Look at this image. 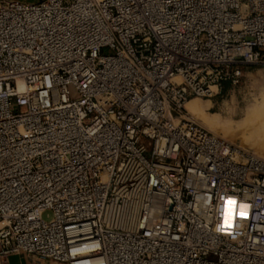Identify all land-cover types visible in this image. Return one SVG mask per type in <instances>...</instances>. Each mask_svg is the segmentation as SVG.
Listing matches in <instances>:
<instances>
[{
    "label": "built area",
    "instance_id": "obj_1",
    "mask_svg": "<svg viewBox=\"0 0 264 264\" xmlns=\"http://www.w3.org/2000/svg\"><path fill=\"white\" fill-rule=\"evenodd\" d=\"M250 66L264 0H0V264H264V157L186 112Z\"/></svg>",
    "mask_w": 264,
    "mask_h": 264
},
{
    "label": "rangeland",
    "instance_id": "obj_2",
    "mask_svg": "<svg viewBox=\"0 0 264 264\" xmlns=\"http://www.w3.org/2000/svg\"><path fill=\"white\" fill-rule=\"evenodd\" d=\"M260 87L264 89V67H247L239 84L227 85L223 91L213 97H193L203 104L208 118L214 117V123L217 125L213 124L212 128H215L216 132L202 124L203 119L206 120L204 116L193 119L224 140L251 149L264 157V132H260L255 120L243 119L245 112L252 113V108L259 107V98L264 91ZM70 91L72 97H77V92L72 86ZM186 112L188 113L187 109ZM52 217V211H46L43 214L46 221Z\"/></svg>",
    "mask_w": 264,
    "mask_h": 264
},
{
    "label": "bare ground",
    "instance_id": "obj_3",
    "mask_svg": "<svg viewBox=\"0 0 264 264\" xmlns=\"http://www.w3.org/2000/svg\"><path fill=\"white\" fill-rule=\"evenodd\" d=\"M261 90H264V89L261 88ZM259 99H260L259 100V102H260L259 107L256 109L252 108V113L245 112L243 119L245 121L255 120V122H257L256 126L259 128L260 132H264V91L261 92V98H259ZM186 109L188 111L187 114L190 115L191 118H194L197 116L198 117L204 116V118L206 120L203 119L202 124L206 125L210 130L216 132L215 128L214 129L212 128L213 124L217 125L216 123H214V117L213 118L207 117V115L204 112L203 104H201L197 98H193V99L189 100L186 103ZM254 115H255V117H254ZM257 118H258V120L256 121ZM234 210H235V206L233 204H230L227 206V213L228 214L233 213ZM88 248H89V250H85L84 252H91L94 250L93 248H90V247H88ZM79 262L82 264H100V262L97 259H93L92 257L82 259Z\"/></svg>",
    "mask_w": 264,
    "mask_h": 264
},
{
    "label": "crops",
    "instance_id": "obj_4",
    "mask_svg": "<svg viewBox=\"0 0 264 264\" xmlns=\"http://www.w3.org/2000/svg\"><path fill=\"white\" fill-rule=\"evenodd\" d=\"M5 264H57L50 260L40 259L33 255H14Z\"/></svg>",
    "mask_w": 264,
    "mask_h": 264
},
{
    "label": "snow or ice",
    "instance_id": "obj_5",
    "mask_svg": "<svg viewBox=\"0 0 264 264\" xmlns=\"http://www.w3.org/2000/svg\"><path fill=\"white\" fill-rule=\"evenodd\" d=\"M229 203H231V202H229ZM242 215H243V213H241Z\"/></svg>",
    "mask_w": 264,
    "mask_h": 264
}]
</instances>
